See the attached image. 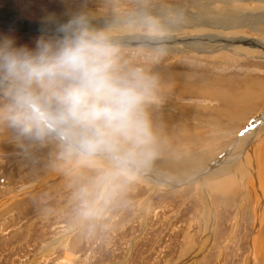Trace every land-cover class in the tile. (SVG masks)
Returning a JSON list of instances; mask_svg holds the SVG:
<instances>
[{
  "label": "rangeland",
  "instance_id": "obj_1",
  "mask_svg": "<svg viewBox=\"0 0 264 264\" xmlns=\"http://www.w3.org/2000/svg\"><path fill=\"white\" fill-rule=\"evenodd\" d=\"M144 14L161 35L129 23ZM7 16L17 22H0V39L17 47L55 41L51 28L76 16L107 33L122 64L156 78L153 162L183 177L139 176L85 219L97 170L63 158L55 133L0 125V264H264V123L238 141L264 111V0H0ZM227 151L228 166L189 179Z\"/></svg>",
  "mask_w": 264,
  "mask_h": 264
},
{
  "label": "clouds",
  "instance_id": "obj_2",
  "mask_svg": "<svg viewBox=\"0 0 264 264\" xmlns=\"http://www.w3.org/2000/svg\"><path fill=\"white\" fill-rule=\"evenodd\" d=\"M161 35L156 18L129 20ZM55 41L34 48L0 39V125L41 139L55 133L62 157L96 169V200L80 192L83 218L98 216L103 200L137 180L158 156L148 107L157 102L154 76L121 63L120 47L83 16L56 26Z\"/></svg>",
  "mask_w": 264,
  "mask_h": 264
},
{
  "label": "bare ground",
  "instance_id": "obj_3",
  "mask_svg": "<svg viewBox=\"0 0 264 264\" xmlns=\"http://www.w3.org/2000/svg\"><path fill=\"white\" fill-rule=\"evenodd\" d=\"M2 13V12H1ZM12 15V14H11ZM15 15V14H14ZM60 16V15H59ZM62 16V15H61ZM62 17H65V16H62ZM0 22H3V23H8V22H10V23H13V24H16V22H17V20L15 19V18H8V16L7 17H5V18H0ZM21 22V21H20ZM19 22V23H20ZM63 23H66V22H63ZM62 23V24H63ZM100 25H106V24H103V22H98ZM29 24V23H28ZM116 24V23H115ZM23 26V25H22ZM49 30H47V29H45L43 32H48ZM173 31V30H172ZM51 32L52 33H56L57 35L59 34L57 31H56V27H53V28H51ZM61 35V34H60ZM193 44H189V48H190V46H192ZM188 48V49H189ZM195 50H198V49H195ZM187 90V89H186ZM185 90V91H186ZM191 92V91H190ZM194 92V91H193ZM201 93V92H200ZM191 94H194V93H191ZM203 94V93H202ZM227 100H230L229 98L228 99H226L225 101H227ZM239 100H241V102L242 103H246V101H244V100H242V99H239ZM232 102V101H231ZM226 103V102H225ZM234 103V102H233ZM247 103H249V101L247 102ZM239 106H242V105H240V103L238 104V107ZM228 107V111H226L225 112V116L227 115V113L229 112V111H231L230 109H229V106H227ZM233 107V106H232ZM236 107H237V105L235 104V106H234V110H236ZM244 107L242 106V109H243ZM228 115H229V113H228ZM238 116H240V115H238ZM264 123V111H263V113H261L260 115H255L254 117H253V121L248 125L249 126V128H250V131L248 132V134H245L243 137H240V139L238 140V141H243V140H245V139H247V138H250L252 135L250 134L251 132H254V131H256V129L259 127V125L260 124H263ZM237 142V141H236ZM243 143V142H242ZM231 150V149H230ZM230 152L229 151H227L226 152V155H224V156H220V157H218L217 158V160L215 161V162H209V163H211L210 165H208L207 167H206V169L203 171L202 170V172H201V174H197V173H193V171H194V169H191V168H189L190 170H189V172L188 173H190V177H189V179H192V178H194V179H196L198 176H200V179L201 178H204V177H206L207 176V174L208 173H210V171H217V170H219V169H221V166L224 164V165H226V166H228V164L226 163V157H227V155L229 154ZM225 154V153H224ZM232 154V153H231ZM230 154V155H231ZM222 155V154H221ZM232 156V155H231ZM229 157V156H228ZM230 159V158H229ZM253 159V158H252ZM233 161H235V160H233ZM153 163H159V164H153ZM152 163V165H151V167L147 170V171H144V172H142L141 174H140V177L141 178H143L146 182H147V184H152V183H154V182H152V179H154V180H157V179H159V184H161V183H163V181H161L160 182V177H159V175H163V176H167V175H172V174H179L178 175V177L179 178H181V177H183L182 176V173H180V171H181V169H180V165H179V163H170L171 164V166L172 167H175L176 168V170L175 171H178V172H175L174 171V169H172V168H170V166H168L167 164H165V163H163L162 161H156V162H153ZM231 164V163H230ZM240 165V164H239ZM192 167L194 166V165H191ZM206 166V165H205ZM236 166V165H235ZM234 166V167H235ZM243 166V165H242ZM182 167V166H181ZM223 167V166H222ZM168 168H170L169 170H168ZM184 168L185 169H187V167H185L184 166ZM225 169V168H224ZM241 170V169H240ZM211 172V173H212ZM225 174V173H224ZM183 175H184V173H183ZM240 178L243 176L242 175V173H240ZM255 177L257 178V180H258V178H259V174H258V172L257 173H255ZM142 179V180H143ZM199 179V180H200ZM185 180V179H184ZM187 180H188V178H187ZM172 181H174V180H171V182ZM181 181V180H180ZM203 181H205V180H203ZM200 182V184L202 185L204 182ZM141 182V181H140ZM182 182H183V180H182ZM185 182V181H184ZM175 184L176 183H170V185L171 186H175ZM184 184V183H183ZM157 185V184H156ZM170 185H169V187H170ZM178 186V185H177ZM176 186V187H177ZM151 187V186H150ZM153 187H155V186H153ZM171 188V187H170ZM173 188V187H172ZM171 188V189H172ZM167 189V188H166ZM161 190V189H160ZM260 213H261V207H260V205H258L257 206V215H258V217H259V215H260ZM54 255V254H53Z\"/></svg>",
  "mask_w": 264,
  "mask_h": 264
},
{
  "label": "water",
  "instance_id": "obj_4",
  "mask_svg": "<svg viewBox=\"0 0 264 264\" xmlns=\"http://www.w3.org/2000/svg\"><path fill=\"white\" fill-rule=\"evenodd\" d=\"M250 131V128L248 129V132Z\"/></svg>",
  "mask_w": 264,
  "mask_h": 264
}]
</instances>
